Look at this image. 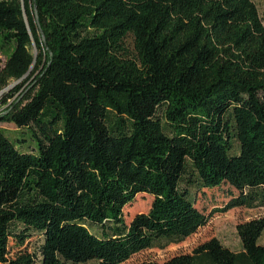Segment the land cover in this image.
Listing matches in <instances>:
<instances>
[{
    "label": "trees",
    "instance_id": "obj_1",
    "mask_svg": "<svg viewBox=\"0 0 264 264\" xmlns=\"http://www.w3.org/2000/svg\"><path fill=\"white\" fill-rule=\"evenodd\" d=\"M0 52V90L21 80L1 99L0 122L19 131L0 127V264H120L215 212L264 207L252 0H0ZM213 189L222 205L198 208ZM138 194L150 206L126 222ZM236 230L241 250L212 237L138 264H264V216ZM35 234V252L12 254Z\"/></svg>",
    "mask_w": 264,
    "mask_h": 264
},
{
    "label": "rangeland",
    "instance_id": "obj_2",
    "mask_svg": "<svg viewBox=\"0 0 264 264\" xmlns=\"http://www.w3.org/2000/svg\"><path fill=\"white\" fill-rule=\"evenodd\" d=\"M258 10L259 16L264 24V0H252ZM125 45L129 50H133V40L129 35L125 39ZM5 61V56L0 52V67L3 66ZM33 68V67H32ZM31 68V70H32ZM31 75V71L28 73ZM19 81L11 80L8 85L0 90V111L5 108L1 101L4 93L8 92L13 88ZM13 97L9 98L7 101L10 103ZM0 127L8 131V135L13 138L18 136L16 126L13 123L0 122ZM30 147H22V150H29ZM224 192L222 189L207 190L205 193L198 192L196 194L195 202L196 206L206 212L210 211L213 207H219L224 202ZM152 197L147 194H138L134 201L127 204L124 209V218L126 222H129L134 214L138 212L147 211ZM264 216V207L257 206L252 208L247 207H235L229 209L226 212H215L209 218L208 222L200 227L195 233L188 236L184 240L177 243H170L164 248L152 247L148 249L141 250L133 254L129 259L120 264H138L142 261H163L175 254L190 252L198 244L209 240L212 237H216L224 246L230 248L231 250L238 251L241 250L242 245L240 238L237 234L236 225L239 222L247 221L252 218H257ZM92 230H94L92 228ZM40 238L35 234L31 236L23 245L12 244L11 251L19 249H24L26 247L27 252H35L37 250ZM259 242L264 244V231L259 238ZM86 264H96L90 261Z\"/></svg>",
    "mask_w": 264,
    "mask_h": 264
},
{
    "label": "water",
    "instance_id": "obj_3",
    "mask_svg": "<svg viewBox=\"0 0 264 264\" xmlns=\"http://www.w3.org/2000/svg\"><path fill=\"white\" fill-rule=\"evenodd\" d=\"M33 13H34L35 18H36V20H37V18H38V14H37V6H36V3H35L34 1H33ZM41 37H42V39H43V41H44V36H43V34H41ZM35 56H36V55H35V53H34V57H35ZM32 66H33V64L31 65V67H32ZM27 73H28V72H27ZM27 73H26V74H27ZM26 74H25V75H26ZM25 75H24V76H25ZM24 76H23V77H24ZM19 80H20V79H19ZM19 80H18V81H19ZM16 82H17V81H16Z\"/></svg>",
    "mask_w": 264,
    "mask_h": 264
}]
</instances>
